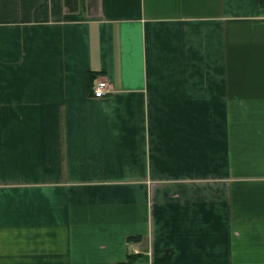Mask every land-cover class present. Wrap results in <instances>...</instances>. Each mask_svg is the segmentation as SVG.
I'll return each mask as SVG.
<instances>
[{
	"label": "crops",
	"instance_id": "0c3cea01",
	"mask_svg": "<svg viewBox=\"0 0 264 264\" xmlns=\"http://www.w3.org/2000/svg\"><path fill=\"white\" fill-rule=\"evenodd\" d=\"M0 264H264V0H0Z\"/></svg>",
	"mask_w": 264,
	"mask_h": 264
},
{
	"label": "built area",
	"instance_id": "2783aa9c",
	"mask_svg": "<svg viewBox=\"0 0 264 264\" xmlns=\"http://www.w3.org/2000/svg\"><path fill=\"white\" fill-rule=\"evenodd\" d=\"M111 92V86L104 80H98L94 86L93 94L95 97H102L106 93ZM134 252H137L135 249Z\"/></svg>",
	"mask_w": 264,
	"mask_h": 264
}]
</instances>
